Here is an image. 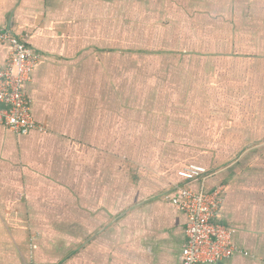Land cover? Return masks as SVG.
<instances>
[{
    "label": "crops",
    "instance_id": "crops-1",
    "mask_svg": "<svg viewBox=\"0 0 264 264\" xmlns=\"http://www.w3.org/2000/svg\"><path fill=\"white\" fill-rule=\"evenodd\" d=\"M5 28L43 130L0 125V264H181L183 186L222 188L215 264H264V0H0Z\"/></svg>",
    "mask_w": 264,
    "mask_h": 264
},
{
    "label": "built area",
    "instance_id": "built-area-1",
    "mask_svg": "<svg viewBox=\"0 0 264 264\" xmlns=\"http://www.w3.org/2000/svg\"><path fill=\"white\" fill-rule=\"evenodd\" d=\"M2 43L9 44L11 50L5 67L0 69V125L16 135L42 131L31 116V102L24 90L40 56L21 37L0 29ZM207 175V169L196 165H188L178 173L187 182L203 180ZM175 192L162 199L186 218L181 264H215L235 253H243L232 240L234 229L216 221L222 200L221 187L204 192L183 186Z\"/></svg>",
    "mask_w": 264,
    "mask_h": 264
},
{
    "label": "water",
    "instance_id": "water-1",
    "mask_svg": "<svg viewBox=\"0 0 264 264\" xmlns=\"http://www.w3.org/2000/svg\"><path fill=\"white\" fill-rule=\"evenodd\" d=\"M3 30L6 31V32L11 33V30H10L9 28H5V29H3Z\"/></svg>",
    "mask_w": 264,
    "mask_h": 264
}]
</instances>
